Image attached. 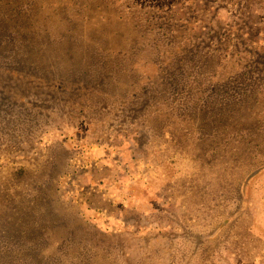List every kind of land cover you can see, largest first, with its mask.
<instances>
[{
  "label": "rangeland",
  "instance_id": "1",
  "mask_svg": "<svg viewBox=\"0 0 264 264\" xmlns=\"http://www.w3.org/2000/svg\"><path fill=\"white\" fill-rule=\"evenodd\" d=\"M0 264H264V0H0Z\"/></svg>",
  "mask_w": 264,
  "mask_h": 264
}]
</instances>
